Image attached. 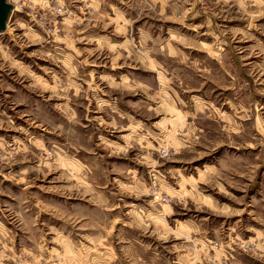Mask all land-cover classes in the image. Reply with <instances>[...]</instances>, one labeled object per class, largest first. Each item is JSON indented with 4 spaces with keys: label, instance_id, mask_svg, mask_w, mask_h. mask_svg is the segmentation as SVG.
I'll return each mask as SVG.
<instances>
[{
    "label": "rangeland",
    "instance_id": "374dc122",
    "mask_svg": "<svg viewBox=\"0 0 264 264\" xmlns=\"http://www.w3.org/2000/svg\"><path fill=\"white\" fill-rule=\"evenodd\" d=\"M6 1L0 264H264V0Z\"/></svg>",
    "mask_w": 264,
    "mask_h": 264
},
{
    "label": "water",
    "instance_id": "95a60500",
    "mask_svg": "<svg viewBox=\"0 0 264 264\" xmlns=\"http://www.w3.org/2000/svg\"><path fill=\"white\" fill-rule=\"evenodd\" d=\"M12 6L6 0H0V31L5 29Z\"/></svg>",
    "mask_w": 264,
    "mask_h": 264
},
{
    "label": "crops",
    "instance_id": "0c3cea01",
    "mask_svg": "<svg viewBox=\"0 0 264 264\" xmlns=\"http://www.w3.org/2000/svg\"><path fill=\"white\" fill-rule=\"evenodd\" d=\"M206 15H208V14H206V13H204V17H206ZM202 16V15H201ZM209 16V15H208ZM209 18L211 19V20H213V18L211 17V16H209ZM126 20V24H127V26L126 27H124V29L126 30V33H129V32H131L132 31V29H130L131 27H130V22H128V19H125ZM121 28V27H120ZM122 29V28H121ZM136 32L137 33H140L137 29H136ZM125 37V36H124ZM128 38L126 37L125 38V40H123L122 41V44H124L125 45V42H128ZM154 67H156V66H154ZM135 68H138V67H135ZM194 69V68H196V66L195 65H193L192 64V67L190 68V69ZM192 69V70H193ZM195 70V69H194ZM191 71V70H190ZM191 77H192V79L194 80V81H192L191 83L193 84V85H191L192 87H197L198 85H200V83H199V81H202V79L201 78H199L197 75H195L194 73L193 74H191Z\"/></svg>",
    "mask_w": 264,
    "mask_h": 264
},
{
    "label": "built area",
    "instance_id": "2783aa9c",
    "mask_svg": "<svg viewBox=\"0 0 264 264\" xmlns=\"http://www.w3.org/2000/svg\"><path fill=\"white\" fill-rule=\"evenodd\" d=\"M49 11L56 16H62L64 15L65 11L63 6H58L57 4H53L52 6L49 7ZM156 199H160L158 195L155 197ZM165 198V197H164Z\"/></svg>",
    "mask_w": 264,
    "mask_h": 264
}]
</instances>
